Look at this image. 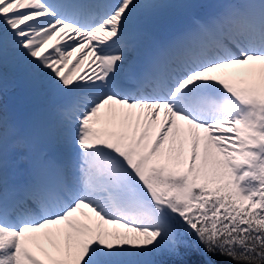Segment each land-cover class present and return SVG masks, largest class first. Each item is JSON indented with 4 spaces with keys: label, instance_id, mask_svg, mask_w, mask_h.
Masks as SVG:
<instances>
[{
    "label": "snow or ice",
    "instance_id": "1",
    "mask_svg": "<svg viewBox=\"0 0 264 264\" xmlns=\"http://www.w3.org/2000/svg\"><path fill=\"white\" fill-rule=\"evenodd\" d=\"M201 6L0 0V264H264V0H213L120 79L141 15ZM9 62L49 78L64 158L8 116Z\"/></svg>",
    "mask_w": 264,
    "mask_h": 264
},
{
    "label": "rangeland",
    "instance_id": "2",
    "mask_svg": "<svg viewBox=\"0 0 264 264\" xmlns=\"http://www.w3.org/2000/svg\"><path fill=\"white\" fill-rule=\"evenodd\" d=\"M212 2L213 0H199V3L202 5L201 7H197L194 9H175L177 12L180 13V17H182L183 13V17L186 16L187 20L189 16L193 13L202 14L204 12L209 11ZM172 9L173 8H169V11L172 12ZM127 70V68L123 69V73L121 72V74L126 73ZM3 75L7 83V91L3 95V103L6 106L8 116L11 119H15L21 122L22 124H41L42 126L43 122V126L49 132V135L45 137V140L48 151L52 153L51 157L54 159L64 158L66 151L63 145L61 144L59 138L61 135V131L55 117V106L50 103L52 96H50L49 93H42L41 88L39 89L34 85L36 84V80H32L28 77L26 70L22 65H17L9 62L3 68ZM45 78L46 76L43 77L44 81H46ZM22 82L30 84L31 89H33V92L31 94L27 95L19 93L17 91ZM45 85H49V82L47 81ZM32 86L35 87L33 88ZM33 109L38 112V117H36L35 115H30V110ZM37 118L41 119L42 122Z\"/></svg>",
    "mask_w": 264,
    "mask_h": 264
},
{
    "label": "bare ground",
    "instance_id": "3",
    "mask_svg": "<svg viewBox=\"0 0 264 264\" xmlns=\"http://www.w3.org/2000/svg\"><path fill=\"white\" fill-rule=\"evenodd\" d=\"M172 10L173 11L170 12L169 9H164L157 13L141 15L138 18L136 26L138 30L145 33L146 35L145 38L143 39L144 41L142 40L141 43L136 48L128 52L127 59L124 63L123 69L127 68L130 71L138 65H139V69L143 67L149 61L156 46L160 43L167 41L174 33L179 31L184 26L185 22L187 21L186 16L183 17V13H182V17H180V13L177 12L175 8H173ZM121 76L122 75L120 74V79L126 80L127 77L122 76L121 78ZM45 79L46 81H44L43 78L36 80L35 81L36 84L34 85L39 89L41 88L42 93H49L50 96H52L50 103H52L53 106H56V104L59 102V98L55 96L49 85L47 86L45 85L47 81H49V78L46 76ZM17 91L19 93L28 95L33 92V89H31L30 84L22 82ZM30 111H31L30 115L32 116L35 115L36 117H38L39 114L36 110L33 109ZM39 120L42 122L41 119ZM35 125H37L40 128V130L44 134V137L49 135V132L43 126V122H42V126L41 124H35ZM48 153L50 156L52 155V153H50L49 151ZM21 167H23V165ZM84 211L87 212L88 210L84 209Z\"/></svg>",
    "mask_w": 264,
    "mask_h": 264
},
{
    "label": "trees",
    "instance_id": "4",
    "mask_svg": "<svg viewBox=\"0 0 264 264\" xmlns=\"http://www.w3.org/2000/svg\"><path fill=\"white\" fill-rule=\"evenodd\" d=\"M223 259V264H233V261L227 258H222Z\"/></svg>",
    "mask_w": 264,
    "mask_h": 264
}]
</instances>
